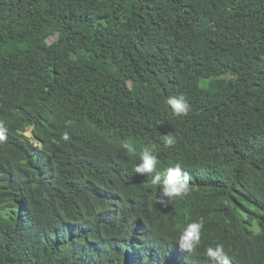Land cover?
Returning a JSON list of instances; mask_svg holds the SVG:
<instances>
[{"label": "trees", "instance_id": "1", "mask_svg": "<svg viewBox=\"0 0 264 264\" xmlns=\"http://www.w3.org/2000/svg\"><path fill=\"white\" fill-rule=\"evenodd\" d=\"M0 121V264H264V0H0ZM145 146L187 196L158 203Z\"/></svg>", "mask_w": 264, "mask_h": 264}, {"label": "clouds", "instance_id": "2", "mask_svg": "<svg viewBox=\"0 0 264 264\" xmlns=\"http://www.w3.org/2000/svg\"><path fill=\"white\" fill-rule=\"evenodd\" d=\"M166 103L177 116L186 115L190 110V105L183 95L170 96L167 98ZM7 131L8 129L4 122L0 121V140L6 139L5 133ZM63 139H69L67 132L64 134ZM164 141L169 146L175 143V139L171 135H166ZM122 147L130 155H135L137 152L132 142H125ZM139 160L140 162L135 166L134 171L140 176H148L153 185L159 186V204L167 207L172 200L187 196L191 176L187 171L182 170L180 163L167 167L161 173L157 168L159 163L158 158L148 146H145L139 154ZM202 228V221L192 222L184 227L177 241L179 249L183 252H192L197 248L201 241ZM206 255L213 264H229L230 261L228 253L222 244H217L215 247H208L206 249Z\"/></svg>", "mask_w": 264, "mask_h": 264}, {"label": "rangeland", "instance_id": "3", "mask_svg": "<svg viewBox=\"0 0 264 264\" xmlns=\"http://www.w3.org/2000/svg\"><path fill=\"white\" fill-rule=\"evenodd\" d=\"M57 37H51L49 38L45 43L42 44V55H43V59L45 61H48L49 59L52 58L53 54H54V50L57 46ZM227 79L231 82L235 81V77L232 75H227ZM194 84L196 86H202V87H207L208 85V80L207 79H195ZM27 135L29 137H33L32 131L30 130ZM36 143V141H34Z\"/></svg>", "mask_w": 264, "mask_h": 264}]
</instances>
